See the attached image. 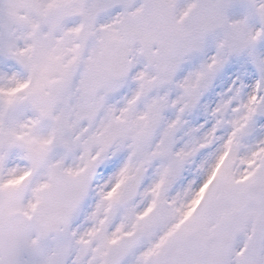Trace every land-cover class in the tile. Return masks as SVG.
I'll return each instance as SVG.
<instances>
[{
    "label": "snow or ice",
    "instance_id": "6c2138e0",
    "mask_svg": "<svg viewBox=\"0 0 264 264\" xmlns=\"http://www.w3.org/2000/svg\"><path fill=\"white\" fill-rule=\"evenodd\" d=\"M0 264H264V0H0Z\"/></svg>",
    "mask_w": 264,
    "mask_h": 264
}]
</instances>
